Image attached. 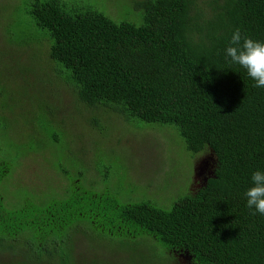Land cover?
I'll return each instance as SVG.
<instances>
[{"label": "trees", "instance_id": "trees-1", "mask_svg": "<svg viewBox=\"0 0 264 264\" xmlns=\"http://www.w3.org/2000/svg\"><path fill=\"white\" fill-rule=\"evenodd\" d=\"M79 1L24 2L41 41H49L41 53L50 57L34 74L45 72L53 95L62 87L61 97L68 92L87 108L96 131L116 120L143 135L153 126L175 131L188 151L215 156V169L171 208L148 197L126 203L120 190L87 192L85 174L73 181L64 171L66 196L10 210L1 190L10 165L0 161V264L99 263L87 239L116 237L140 239L148 253L165 250L176 264H264V215H253L244 195L252 174L264 171V88L225 54L237 28L264 42V0H129L127 14ZM7 35L10 44L39 40Z\"/></svg>", "mask_w": 264, "mask_h": 264}, {"label": "rangeland", "instance_id": "rangeland-1", "mask_svg": "<svg viewBox=\"0 0 264 264\" xmlns=\"http://www.w3.org/2000/svg\"><path fill=\"white\" fill-rule=\"evenodd\" d=\"M25 1L0 0V60H7V65H0V161L10 165L9 177L1 186L5 207L14 210L26 203L45 207L66 196L67 178L78 180L80 173L86 176L83 187L87 192L101 194L109 188L115 194L120 190L126 203L148 197L160 207L171 208L178 197L195 192L200 185L196 169L211 157L209 152L188 151L174 130L158 132L153 126L143 135L123 120L112 121L100 133L90 125L87 108L74 105L68 92L61 97L62 87H56L60 94L53 95L55 85L44 79L45 72L34 74L38 63L50 57L41 53L49 41H41L42 32L25 13ZM75 1L80 2L70 3ZM88 1L112 12L117 6L125 14L132 10L129 0ZM9 31L15 38L27 33L39 40L29 46L15 40L10 44ZM27 69L29 74H22ZM64 171L70 172L68 177ZM139 240L116 237L97 243L87 239V251L102 257L93 264H136L137 257L139 264H145V258L150 264H176L175 256L165 250L149 254Z\"/></svg>", "mask_w": 264, "mask_h": 264}, {"label": "clouds", "instance_id": "clouds-1", "mask_svg": "<svg viewBox=\"0 0 264 264\" xmlns=\"http://www.w3.org/2000/svg\"><path fill=\"white\" fill-rule=\"evenodd\" d=\"M230 62L239 65L255 83L254 87L264 88V42L242 35L239 28L230 37L225 50ZM252 186L245 192L246 206L253 215H264V171H255L251 177Z\"/></svg>", "mask_w": 264, "mask_h": 264}, {"label": "flooded vegetation", "instance_id": "flooded-vegetation-1", "mask_svg": "<svg viewBox=\"0 0 264 264\" xmlns=\"http://www.w3.org/2000/svg\"><path fill=\"white\" fill-rule=\"evenodd\" d=\"M205 162L204 164L207 165V167H203L201 171H198V177L200 176V185L198 186V189L202 188V186L205 184L206 179L209 178V176L212 174L213 172V166L212 164H207L210 162V160L207 161H203Z\"/></svg>", "mask_w": 264, "mask_h": 264}, {"label": "water", "instance_id": "water-1", "mask_svg": "<svg viewBox=\"0 0 264 264\" xmlns=\"http://www.w3.org/2000/svg\"><path fill=\"white\" fill-rule=\"evenodd\" d=\"M208 160H210V162L207 163V164H210V163H211L212 166H213V163H214V161H215V156H212V155H211V157H209ZM203 163H205V162H203ZM203 167H207V165H206V164L201 165L199 168L196 169V175H197V176H198V171H201ZM213 169H215L214 166H213ZM207 179H208V178H207ZM207 179H206L205 184H207Z\"/></svg>", "mask_w": 264, "mask_h": 264}]
</instances>
